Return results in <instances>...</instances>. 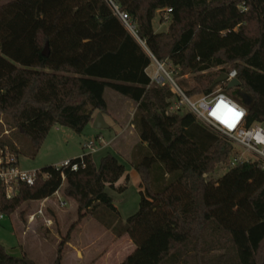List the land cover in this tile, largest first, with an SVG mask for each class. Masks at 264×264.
Returning a JSON list of instances; mask_svg holds the SVG:
<instances>
[{
  "label": "trees",
  "instance_id": "trees-1",
  "mask_svg": "<svg viewBox=\"0 0 264 264\" xmlns=\"http://www.w3.org/2000/svg\"><path fill=\"white\" fill-rule=\"evenodd\" d=\"M116 2L136 37L104 0H0V120L11 130L0 138V153L8 148L18 161L16 140L25 138L36 156L56 127L81 135L95 112L107 113L105 92L112 90L136 105L140 144L131 164L141 180L138 211L122 223L107 193L127 190L128 179L115 186L126 173L118 158L108 153L97 166L84 152L70 160L78 171L46 167L12 199L0 183V213L11 217L62 189L77 204L79 221L92 216L132 241L134 251L120 264H211L217 249L225 254L216 264H264V164L235 161L234 145L189 110H171L180 98L147 73L156 60L174 68L173 80L194 76L185 92L192 98L210 96L219 85L221 74L208 71L231 66L246 98L238 92L230 98L246 109L248 126L264 124V0ZM157 13L170 19L166 32L153 28ZM220 165L226 174L208 180ZM2 262L35 264L0 245Z\"/></svg>",
  "mask_w": 264,
  "mask_h": 264
},
{
  "label": "rangeland",
  "instance_id": "rangeland-1",
  "mask_svg": "<svg viewBox=\"0 0 264 264\" xmlns=\"http://www.w3.org/2000/svg\"><path fill=\"white\" fill-rule=\"evenodd\" d=\"M169 22L170 19L168 18V15L157 13L153 21V28L155 32H166L168 30ZM164 69L170 75V77L173 78L172 73L174 72V68L170 64H165ZM223 69H226L229 72L233 70L231 66H225L222 68H214L208 71L206 74H214L215 76L221 74L222 76V74H226L221 73ZM156 72V62L153 61V64L148 68L147 73L150 77H152L155 76ZM164 75L165 74L162 73V76ZM173 81L184 95L185 92L190 91L195 85L194 76L192 75L180 77ZM166 85L180 98L178 105L184 112H187L188 109L186 106L181 105L182 98L180 92L171 82H169L168 79L166 80ZM225 88H227V85L219 84L215 88L213 94L224 92ZM234 92L241 94V90L236 88L232 89L230 93L225 91L226 95L229 97L234 95ZM201 97H203V95H195L192 98L199 99ZM105 98L111 107H122L119 100L123 101L122 104L127 102V104H130L133 107L136 106L134 103L113 92L112 90H106ZM128 107L126 106V110ZM123 117L125 118L124 115ZM127 120L128 118L125 119V122H128ZM1 122L0 138H6L9 136V132L11 130L8 129L3 123V120H1ZM210 130L218 135H221L213 129ZM120 131L121 127L119 125L102 131H97L92 125H88L81 135H77L71 130L65 128H59L58 130L53 129L47 136L41 150L36 156L33 154V148L30 143L25 138H21L20 143L16 140L19 150L18 170L21 172H35L49 166H60L65 161L80 158L85 152L84 146L86 144L93 143L94 151L88 153L92 155L93 161L97 166L100 164L101 159L105 155L111 153L112 155L116 156L119 162L125 167L127 172L126 175H129L128 187L123 193H119L112 189H107V193L112 197L115 206L119 210L121 221L126 223L127 219L134 215L139 209L140 178L138 173L132 169V159L130 157L119 156L118 154H115L116 152L114 153L112 148L109 149L107 148L108 146H106L109 140L115 136V133H120ZM99 134H102L101 143L97 138ZM235 149L241 160L254 161L256 159L255 156L247 153L245 150L239 147H235ZM227 171V166L220 165L217 167L215 172L207 177V179L217 181L223 177ZM60 198L63 199V201H66L67 205L62 209H59L54 205L51 206V209H53L54 214L57 216V220L51 216V212L49 210L47 212V216L54 221V225L49 231L46 230L47 227L43 220L39 218L34 220L35 225L33 227H30L29 225L31 222V217H33L40 209V204L38 202L23 205L22 208L11 217L4 216V218L0 221V245L5 248L7 253L19 258L27 256L35 264H56L59 256V245L70 232V237L72 239L71 244L77 243L78 241L84 243L86 236L89 235L88 238H91V241L93 242L92 244H94V249L97 247L96 250H93L87 256L86 261L89 258L93 260L100 256L105 248L110 246L111 241H109L108 238L100 237L99 239V233H102L103 229L97 224V219L95 220V218L92 216H87L79 221L77 204L74 201L66 200L62 194V189L60 190ZM21 212H24L23 218L20 215ZM129 253L130 252L127 251L123 252L122 258L120 260L119 258L114 260V264H118ZM224 254L225 251L217 249L214 250L207 259L209 262H213L211 264H216L217 258ZM60 264H78V262L74 257H70L68 255V250L64 248ZM97 264H103V262L99 261Z\"/></svg>",
  "mask_w": 264,
  "mask_h": 264
},
{
  "label": "built area",
  "instance_id": "built-area-1",
  "mask_svg": "<svg viewBox=\"0 0 264 264\" xmlns=\"http://www.w3.org/2000/svg\"><path fill=\"white\" fill-rule=\"evenodd\" d=\"M108 7L111 9L114 16L122 23V25L136 37L135 27L128 16L116 0H104ZM157 72L155 76L151 77L152 83L158 86L166 84L168 79L174 87L180 92L182 102L181 105H185L186 108L196 117L199 123L215 130L227 140H229L234 147H239L245 150L247 153L256 157L255 160H259L264 164V124H253L248 126L247 124V111L238 102L227 96L224 92L217 94H211L210 96H203L199 99L188 98L178 88V86L172 80L173 78L165 71L164 65L156 60ZM162 73L165 74L162 76ZM228 79L224 83L228 85L232 80L237 79V73L235 70L227 73ZM180 106L177 105L171 110H176ZM85 154L94 151V144H86L84 146ZM254 160V161H255ZM243 162L240 157L237 160ZM17 159L14 154L10 152L8 148L0 153V183L6 189V196L8 199H12L18 192V187L21 184H27L32 186L37 177V171L35 172H21L18 170ZM81 166L84 167V162H81ZM57 170L62 168H70L76 172L80 168L77 164H71L70 161H65L60 166H54ZM40 209L37 213L31 217V221L36 218L43 220L46 227H52L54 225L53 219L47 216V212L53 211L51 206H56L59 209L66 207V201L60 198V190H58L53 196L48 197L38 202ZM4 218V215L0 213V221Z\"/></svg>",
  "mask_w": 264,
  "mask_h": 264
},
{
  "label": "crops",
  "instance_id": "crops-1",
  "mask_svg": "<svg viewBox=\"0 0 264 264\" xmlns=\"http://www.w3.org/2000/svg\"><path fill=\"white\" fill-rule=\"evenodd\" d=\"M105 95H106V92H105ZM105 100H106V98H105ZM119 101L121 102L122 107H118V106L111 107V105L106 100L108 111L106 114L102 113L105 124L108 126L107 129H111V128H113V126H118V125L121 127L120 133H115V136L109 140V142L106 144V146H108L107 148H109V149L112 148L114 150V153L116 152L115 154H118L119 156H127V157L131 158L134 149L140 144L139 135L137 132H135L136 130L132 124L133 116H134V113L136 111V106L133 107L130 104H127V102H124L122 104L123 101L122 100H119ZM126 106L127 107L129 106L127 110H126ZM99 113H101V112L97 111L94 113L93 121L90 125L93 126L94 119L97 116V114H99ZM123 115L125 116V118L123 117ZM126 118H128V120H127L128 122H125ZM0 123H2L1 120H0ZM54 129L58 130L59 127H56ZM107 129H105V130H107ZM97 131H102V130H97ZM101 136H102V134H99L97 136L100 143H101ZM132 169H134L133 166H132ZM126 173H125V176L115 185L116 187H120V186L125 185L126 179H128V182H129V175H126ZM140 182H141V180H139V189H140ZM127 187H128V183H127ZM117 210H118V208H117ZM118 212H119V210H118ZM119 219H120V216H119ZM95 220H96V218H95ZM96 222L100 226V228L103 229L102 233L98 232L100 234L99 239H100V237L108 238V240L111 241L110 246L106 247L105 250L103 251V253L100 254V256L96 257L93 260L89 258L86 261L87 256L93 250H96V248H97L96 247L94 249V244H92L93 242L91 241V238L89 239L88 238L89 235H88V236H86L84 243L78 241L77 243L71 244L72 239L70 237V242L67 244L66 249L68 250V255L70 257H74L76 259V261L78 262V264L79 263L85 264V262H86V264H97L99 261H102L103 264H114V260H117L118 258L120 260L122 258L123 252L127 251V252L132 253L134 251L135 246L133 245L132 241L127 236L118 238L112 229H106L98 220H96ZM33 223H34V221L30 222V224H29L30 227H33L35 225V223L34 224ZM50 228L51 227H47L46 230L49 231ZM124 259H122L118 264H120ZM3 264H9V263H3ZM115 264H117V263H115Z\"/></svg>",
  "mask_w": 264,
  "mask_h": 264
},
{
  "label": "water",
  "instance_id": "water-1",
  "mask_svg": "<svg viewBox=\"0 0 264 264\" xmlns=\"http://www.w3.org/2000/svg\"><path fill=\"white\" fill-rule=\"evenodd\" d=\"M49 54V49H48V45L45 46V49L43 51V55L44 56H48ZM228 79L227 74H222V76L217 80V84H224ZM240 89L241 88V83L238 79H234L232 80L230 83H228L227 85V89L228 90H232V89ZM242 96L246 98V96L241 92ZM93 127L96 130H105L108 128V126L105 124V121L103 119V114L99 113L97 114V116L94 119V123H93Z\"/></svg>",
  "mask_w": 264,
  "mask_h": 264
}]
</instances>
